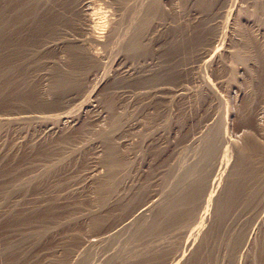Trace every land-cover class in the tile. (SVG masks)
<instances>
[{
    "label": "rangeland",
    "instance_id": "rangeland-1",
    "mask_svg": "<svg viewBox=\"0 0 264 264\" xmlns=\"http://www.w3.org/2000/svg\"><path fill=\"white\" fill-rule=\"evenodd\" d=\"M76 1L0 96V264H264V154L249 169L238 148L264 146V0H211L208 15L194 0H160L153 48L134 56L127 38L155 0ZM174 15L191 39L201 24L196 44L163 42ZM69 40L93 59L62 99L47 89ZM214 142L200 208L174 219L176 183ZM246 177L260 192L218 226L228 183Z\"/></svg>",
    "mask_w": 264,
    "mask_h": 264
},
{
    "label": "bare ground",
    "instance_id": "bare-ground-1",
    "mask_svg": "<svg viewBox=\"0 0 264 264\" xmlns=\"http://www.w3.org/2000/svg\"><path fill=\"white\" fill-rule=\"evenodd\" d=\"M159 1L160 0H155L153 3L151 2L149 7L147 8V10L144 9L145 10L144 15H142L143 13L142 14L139 13L140 15H142L141 16L142 18L139 20V22L135 26L136 29L133 28L135 31L133 33H131V35H129L128 33H127V35H125L126 37L128 35L130 36L127 38L128 39L127 45H125L122 42V44H124L126 46V50H125V47L124 48L122 47V48L125 51H127V53L132 54L134 56L136 54H144L145 52H147L149 50V48H150L149 45H151V38H149V35H150L149 30L151 29V27L153 25V20L155 18L157 20L158 17L160 18L163 14H165V11L163 10V8L161 6L162 3L160 4L161 1L160 2ZM194 1L196 2V5L200 9L202 8L206 12L209 11L211 0H194ZM76 2H77L76 0H0V96L4 93L5 90H7V89L9 90V88L11 87V83L15 77H18V76L23 75V74L26 75V73L29 71L30 64H33L35 62H39L37 57L40 56L39 51H40L41 46L44 45L43 42H45V40L48 36H51L53 34H55V35L58 34V26L61 25L65 20L67 21V19H69V16L71 14L72 15L76 14V13H74ZM137 4H138V2H137ZM142 5H143V3H142ZM132 6L136 7L134 5H132ZM140 6L141 5H139L138 7H140ZM131 7H128V8L131 11L130 15H133V12H132L133 9ZM125 9H127V7ZM125 9H124V11L126 13ZM139 9H141V7ZM84 10L86 11V9H84ZM128 10H127V12H128ZM141 11H139V12H141ZM122 12H123V10H122ZM137 12H138V10H137ZM134 13H136V12L134 11ZM82 14H83V11H82ZM85 14H84V16L86 17L87 14L86 15ZM122 14H124V12ZM208 14H209V12L207 13V15ZM128 15H127V17H128ZM130 17H128L129 20L133 19L135 16L132 17L131 19H130ZM136 17H137V15H136ZM136 17H135V19H137ZM128 18H127V20H128ZM176 18H177L176 15H174V17L171 18V20H172L171 26L172 27L170 29V34L168 33L166 38L164 37L163 42L167 44L169 49L174 50V51H179L181 49H184V47L189 46L192 42L195 43V41L197 39L196 37L197 36L199 37V34L201 33L200 31H202V30L198 27V25H201V24H198V22L193 24V35H194V37H192V39H191L192 34H190V28H189L190 26H186L185 24L182 26L181 24H178L176 22ZM122 20L120 22H122ZM128 23H130V22H128ZM124 24L125 23L123 22V25ZM118 27H117V30H118ZM123 30H124V28H123ZM129 30H128V32H129ZM124 32H126V30H124ZM187 36H188V38H187ZM90 39H92L95 42L98 41L96 38H93V37ZM69 41L65 45L63 44L64 48L66 49V50L65 49L64 50L66 52H69V54L71 53L72 55L71 56L69 55V57L67 58V60L65 61L63 66H61V64H58V63H57V65L53 66L50 84L48 85V89H47L48 94L53 93V91L56 88L60 89L62 92V95H61L62 99L67 97V90H68L69 86H73V84L76 81H78V79L80 78L79 75L82 74L80 71L81 68L83 69V67H85V69L87 70L89 67L88 66L89 61L93 59V58L91 59V57L89 56V54H87V52L82 53L84 51L83 45H81L79 42L74 43V42H71V41L69 42ZM46 42H47V40H46ZM48 43H49V41H48ZM62 48H63V46H62ZM152 48H153V46H152ZM52 50H50V51H52ZM109 51H111V49ZM114 51H111V52L114 53ZM205 55L206 54H201L200 58H203ZM123 67L126 69L129 68L128 65H124ZM117 68H118V66H117ZM149 68H151V67H149ZM21 73H23V74H21ZM24 75H23V77L20 76L22 78L21 80H23ZM153 77H155V76H152V78ZM140 79L142 81H144L147 78L145 79V77H140ZM113 82H115V81H113ZM246 140L247 141L244 140L245 144H243L244 141L241 143V144H243V146H241V145H240V147L238 146L239 151H240V155H241L239 162H240V164H244L247 166L249 165L248 168L250 169L251 163H252V157H254V155H258V154H264V146L260 147L261 148L260 153H256V154L253 153L252 155H248V153L251 150L253 151V149L257 148V146H259V145H258L257 141L253 138L249 139V140L246 138ZM216 145L217 144L215 142L213 144L211 143L209 146V150L207 148L209 153L207 152V150L205 151L208 153L206 156L207 159L205 160L206 163L202 162V159H201V161H197L198 163L201 162L200 164H203V163L205 164V166L203 165L204 166L203 168L200 169L198 167H192V168L186 169L187 172L185 169L182 168L186 172V174H184L183 177L180 176V178L182 177L180 180L177 179V180H179V182L176 183L177 185H175L176 187L174 190L178 191V194L172 199L171 205L169 206V209H168V212L171 214V216L174 219H178L181 222L184 221L188 215L190 216V211L193 209V207L196 206V203L198 204V207H199V202L201 204V200L205 194L206 188H207V186H209L208 181H209V178H211L210 174L213 173V172L211 173V170L213 168V160H215L217 155H218V152L214 153ZM109 150L110 151H108V152L113 153L111 149H109ZM194 151H196V150H194ZM204 154H206V153H204ZM254 158H256V157H254ZM203 161H204V158H203ZM116 162H117V160H116ZM182 162H183V160H182ZM224 162H226V161H224ZM111 163H113V162H111ZM189 163L187 162V164H189ZM113 164L116 165L115 163H113ZM177 165H178V163H177ZM189 167H190V164H189ZM185 168H186V166H185ZM177 172H179V171H177ZM254 183H256V182H254ZM260 190H259V188L255 189L253 182L251 181L250 177L243 178L239 182L233 181V182L228 183L225 194H224V196H222V199H220L219 197L217 198V200L220 199V203L217 206V211L215 209V211L217 212L218 226L220 225L219 222L222 223L224 217H226L225 215L229 212V210H231V208L235 204L241 202V198L244 197V202H248V201L250 202V200H252L253 196L256 195V193L258 194L260 192ZM208 196H209V193H208ZM215 202H216V200H215ZM194 204H195V206H193ZM194 211L196 213V210H194ZM191 214H192V212H191ZM189 218H191V217H189ZM190 222H191V220H190ZM191 224H192V222H191ZM215 227H217V225ZM262 247H264V245H262ZM9 250H10V248H9ZM198 261H199V259H198Z\"/></svg>",
    "mask_w": 264,
    "mask_h": 264
}]
</instances>
